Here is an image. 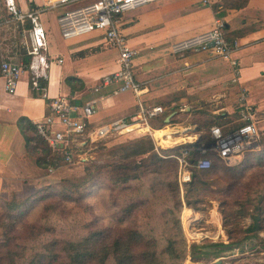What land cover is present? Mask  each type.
<instances>
[{"label": "crops", "instance_id": "crops-1", "mask_svg": "<svg viewBox=\"0 0 264 264\" xmlns=\"http://www.w3.org/2000/svg\"><path fill=\"white\" fill-rule=\"evenodd\" d=\"M15 1L24 15L39 12L47 37L46 57L53 63L47 70L43 90L30 88L26 72L20 74L14 95L5 92L0 80V195H18L29 189L33 194L37 190L44 173L27 152L25 134L33 137L34 123L44 117L47 101L59 95L69 97L79 107L95 102L96 112L89 126L92 129L117 119L134 123L139 119V104L146 108L163 107L164 113L170 114L165 120L168 122L184 107L189 111L187 104L195 103L197 111L211 106L213 112L238 113L239 121L249 110L258 133H264V0H247L240 9L219 10L214 6L223 0H165L124 12L119 18V29L135 52L133 69L140 88L138 96L118 92L119 81L104 83L106 77L118 71L119 53L106 45L98 32L64 40L57 17L65 7L49 8V2L54 0ZM1 4L0 1V21L4 14L8 17ZM216 21L223 24L225 39L236 45L229 59L202 50L172 51L174 44L212 30ZM29 28L28 20L17 25L24 42ZM22 46V53L26 54L24 43ZM7 60L22 64L0 47V63ZM142 129L153 138L155 133L170 130L168 140L173 146L189 145L199 139L196 133L193 138L184 136L190 129L181 126L154 130L148 122L147 128ZM134 130L141 131V126L129 125L123 133ZM193 217L192 223L195 214Z\"/></svg>", "mask_w": 264, "mask_h": 264}, {"label": "rangeland", "instance_id": "rangeland-1", "mask_svg": "<svg viewBox=\"0 0 264 264\" xmlns=\"http://www.w3.org/2000/svg\"><path fill=\"white\" fill-rule=\"evenodd\" d=\"M0 24L2 29L0 47L7 55L14 56L15 60L20 62L24 39L18 34L17 24L9 20L6 14L1 18ZM187 105L189 111L184 107L169 124L162 126L160 121L151 119L153 121L150 122V127L154 130L186 127L190 131L185 132L184 136L193 138L196 133L202 139L207 132V128L202 124L210 121L224 123L219 127L225 131L241 124L238 113L225 115L224 112H213L211 106L197 111L195 103ZM142 128L141 131L114 132L100 142L82 145L77 153L80 154L81 160L75 158L71 164L59 161L56 166L48 167L52 169L51 174L48 168L40 167L43 169L44 177L40 180L34 195L30 189L24 193L21 190V194L18 195L14 192L0 195V243L7 238L13 240L8 246L12 251L10 256L5 253V247L1 249L0 264H11V261L15 264H29L40 252L47 258L42 260L41 264H52L50 258L53 254L44 249L52 241L74 242L85 236L88 227L95 230L97 227L114 225H117L119 231L124 228H135L143 236L154 239L158 243L159 252L163 250L168 240H173L178 245H181V241L185 242L182 259L172 260L161 252V264H264V211L261 216L262 229L256 233L245 231L254 222L259 225L261 222L253 220L250 213H255L260 206L264 208V202L259 204L262 197L264 198V167L257 165L246 171L240 179L233 181V184L236 183L233 190L224 182L213 184L210 192L201 196L203 201L192 205V208L185 203L187 183L179 185L177 181V191L171 192L165 186L169 175L167 172H164L163 176L161 174L146 176L115 186L108 179V166L139 160L147 156L150 150L158 152L160 149L169 150L174 147L170 142L160 144ZM195 128L198 129L196 132L193 131ZM259 144L255 148L256 151L264 149V133H259ZM28 154L31 155L29 152ZM246 154L241 155L235 163L226 166L235 165L246 158ZM31 156L36 160V156ZM207 157L210 160V154ZM90 175L94 176L93 181H104L110 186L104 188L101 193L95 190L87 196L86 201L79 203L74 198L58 202L54 197L34 202L42 193L50 194L53 191L57 193L63 186L72 192L81 184L87 185L91 180ZM169 177L172 179L170 175ZM213 179L215 177L209 178L208 181ZM37 193L38 195H35ZM77 194L75 192L74 197H77ZM25 199L31 200L30 208L27 214L20 218L21 220L14 221L15 227L12 228L14 222L7 219L9 213L4 206ZM249 200H253V203L248 204ZM11 214L17 216L18 210ZM194 214L195 219L192 223ZM123 217L125 219L121 224L119 218ZM193 234H197L194 239ZM235 241H241L240 246H232L231 242ZM192 245L206 246L204 251L208 252L207 255H199L197 251L193 253ZM214 246L215 252L212 250ZM178 250H181L180 247ZM57 256L59 261L64 260L60 258H64L60 252ZM106 264L114 263L109 259Z\"/></svg>", "mask_w": 264, "mask_h": 264}, {"label": "built area", "instance_id": "built-area-1", "mask_svg": "<svg viewBox=\"0 0 264 264\" xmlns=\"http://www.w3.org/2000/svg\"><path fill=\"white\" fill-rule=\"evenodd\" d=\"M3 8L13 22L30 23V28L25 32L24 46L29 57L28 65L13 62L11 60L0 63V80L3 81L5 92L14 95L21 73L26 72L29 77L31 89H44L47 80V70L51 63L46 57L47 37L40 20L39 12L33 11L22 14L15 0H1ZM165 0H54L48 7H65L57 17L60 35L64 40L76 39L91 32H98L103 42L118 51L119 69L114 74L106 77L104 83L119 81L118 92H131L135 96L140 94L139 85L135 81L133 58L135 52L128 46L125 36L119 29L121 15L136 7ZM208 1L205 0L204 3ZM235 43L225 39L223 24L215 22L212 30L203 34L180 41L172 46L174 53L188 50L209 51L213 56L229 59L235 50ZM61 63L62 60H58ZM44 117L34 123V134L44 141L52 152L61 151L63 162L71 164L77 155L78 148L85 144H94L107 138L114 132L124 131L128 125L137 124L146 127L149 120L164 113L161 106L143 107L139 104V119L134 123H127L123 119H117L106 125L90 128V118L96 112L95 102H88L79 107L73 105L69 97L59 95L47 101ZM254 116L245 111L241 115V124L231 130H223L219 126H211L208 129V137L189 143V147L183 148L177 155H169L178 165L177 181L179 185L186 184L191 179L192 169L207 170L211 166L209 154H214L226 165L236 160L246 151L258 146L259 133ZM150 133L149 131H146ZM166 158V157H165ZM48 172H52L48 168ZM194 237L197 234L192 235Z\"/></svg>", "mask_w": 264, "mask_h": 264}, {"label": "trees", "instance_id": "trees-1", "mask_svg": "<svg viewBox=\"0 0 264 264\" xmlns=\"http://www.w3.org/2000/svg\"><path fill=\"white\" fill-rule=\"evenodd\" d=\"M228 1L229 0H223L219 5H215L214 9H240L244 7L247 2V0ZM15 24H17L18 26L20 25L17 22H15ZM28 27L29 25L26 24V28ZM20 54L22 65H27L29 63V57L22 52ZM169 116V113H163L162 115L154 119L160 121L161 125L164 126L171 122V119H169L168 122L165 121L167 118H169ZM216 119H220V117H216ZM149 122H152V120H149ZM217 124L218 126H221L224 123L210 121L208 123L202 124V126H205L207 128L206 135H204L202 138L203 140L208 137V129L211 126H216ZM159 128L161 127H157V129ZM171 133L172 132L169 130L163 131L162 133L158 132L155 139L159 141L160 144L169 142L171 141L168 140L170 139ZM25 142L28 152L31 155L36 156L35 161L38 166L42 168H48L50 166H56L59 161H63L61 151L52 152L48 145L40 138L35 136L34 133L32 138L28 137L25 134ZM258 145H260L259 141ZM185 147H189V145H176L169 150L160 149L158 150V152L150 150L147 153V156L139 160L114 163L113 165L108 166V179L112 184L118 186L120 184H127L130 181L138 180L146 176L160 174L161 176H163L162 174L164 172H167L172 179H170L168 175V180L165 181V186L171 192H176L178 189V183L176 180V169L178 170V165L174 158H167V156L177 155ZM255 148L246 151V158L239 161L233 166H226V164L218 159L216 155L210 154L211 166L209 169H192L191 179L189 183L186 184V206L192 208V205L202 202L203 200L201 199V196H204L207 192H210L209 189L213 184L224 182V184H226L228 187H231L233 190L235 188L234 185L236 184H233V181L240 179L246 171L252 169L253 166L257 165L261 168L264 167V149L256 151L257 149ZM93 177V175H90L91 180L87 185L81 184L80 186L75 187V190L72 192L68 191L65 186H63L57 193L53 191L54 188H52L53 193H42V195L35 199L34 202L46 199V197L57 198L58 202L67 199L69 200L72 198H74V200L78 203L79 201H86L87 196L94 193L95 190L100 191L101 193L104 188L110 186L104 181H93ZM211 177H215V179L208 181V179ZM75 192L78 193L77 197H74L75 195H73ZM35 195H38V193ZM263 200L264 198L262 197V199L259 201L260 205L264 202ZM30 202V199H25L23 201H16V203H8L7 205L5 204L4 207L9 213L7 219L12 222H14L15 220H21L20 218L24 217L27 214L30 208ZM256 202L257 201H255V203ZM250 203H253V200H249L248 204ZM178 204L180 203L178 202ZM263 209L264 208H262V206L258 207L255 213H250V217L253 218V220L261 221V216L264 211ZM15 210H18L17 216L11 214ZM124 219V217L119 218V223L122 224V221H124ZM178 226L179 230L181 231V227L179 224ZM13 227H15V222L12 225V228ZM262 227V221L260 222V225L254 222L253 225L249 226L245 231L247 233H256L259 232ZM12 241L13 240L11 238H7L3 243H0V253L2 251L1 249L5 247V253L10 256V253H12V251L8 246L11 245ZM180 243L181 245H178L177 242L168 240L161 252L166 254L172 260H176L179 258L182 259L181 255L185 251V242L181 241ZM240 244L241 241L231 242V245L235 247L240 246ZM48 245H46L47 247H44V249H47L50 253L53 254L50 258L52 264H106L109 259H112L114 264H161V252H159L158 243L152 238L143 236L142 233H140L135 228H124L123 230L119 231L117 225H114V227H97L95 230H91L90 227H88L85 236L77 241L63 243L52 241L51 244L49 246ZM179 247L181 250H178ZM206 248V246H191L192 252L194 253L197 251L199 255H207L208 252L204 251ZM212 250L213 252H215V246L212 248ZM178 251H180V253ZM58 252L64 255V258L60 257L61 259H64L63 261L58 260ZM34 258H37V260H34ZM34 258L29 264H41L42 260H47L42 252L36 254ZM1 260L2 258L0 256V261ZM11 264L15 263L11 261Z\"/></svg>", "mask_w": 264, "mask_h": 264}, {"label": "water", "instance_id": "water-1", "mask_svg": "<svg viewBox=\"0 0 264 264\" xmlns=\"http://www.w3.org/2000/svg\"><path fill=\"white\" fill-rule=\"evenodd\" d=\"M255 147H256V145L253 146V148H255Z\"/></svg>", "mask_w": 264, "mask_h": 264}, {"label": "bare ground", "instance_id": "bare-ground-1", "mask_svg": "<svg viewBox=\"0 0 264 264\" xmlns=\"http://www.w3.org/2000/svg\"><path fill=\"white\" fill-rule=\"evenodd\" d=\"M128 126H129V125H128ZM128 126H127V127H128ZM127 127H126V128H127ZM126 128H124V130H125Z\"/></svg>", "mask_w": 264, "mask_h": 264}]
</instances>
